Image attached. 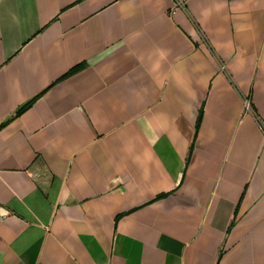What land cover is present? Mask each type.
<instances>
[{
    "label": "crops",
    "instance_id": "crops-1",
    "mask_svg": "<svg viewBox=\"0 0 264 264\" xmlns=\"http://www.w3.org/2000/svg\"><path fill=\"white\" fill-rule=\"evenodd\" d=\"M182 2L0 0V264H264V0Z\"/></svg>",
    "mask_w": 264,
    "mask_h": 264
},
{
    "label": "built area",
    "instance_id": "built-area-1",
    "mask_svg": "<svg viewBox=\"0 0 264 264\" xmlns=\"http://www.w3.org/2000/svg\"><path fill=\"white\" fill-rule=\"evenodd\" d=\"M175 1H176L177 5H182L183 4L182 0H175ZM244 104H245V110L246 111H248V112L253 111L252 103H251V100L249 98H245ZM262 125H263V128H264V124H262Z\"/></svg>",
    "mask_w": 264,
    "mask_h": 264
},
{
    "label": "trees",
    "instance_id": "trees-1",
    "mask_svg": "<svg viewBox=\"0 0 264 264\" xmlns=\"http://www.w3.org/2000/svg\"><path fill=\"white\" fill-rule=\"evenodd\" d=\"M27 106H28V104H27L26 106H24V107L22 108V110L25 109Z\"/></svg>",
    "mask_w": 264,
    "mask_h": 264
}]
</instances>
